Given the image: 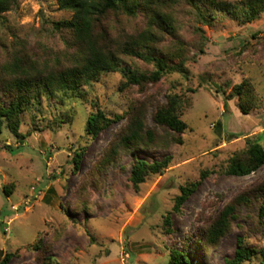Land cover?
Wrapping results in <instances>:
<instances>
[{
  "label": "rangeland",
  "instance_id": "obj_1",
  "mask_svg": "<svg viewBox=\"0 0 264 264\" xmlns=\"http://www.w3.org/2000/svg\"><path fill=\"white\" fill-rule=\"evenodd\" d=\"M183 11L175 16L187 47L184 74L124 88L119 71L103 73L76 91L35 101L21 116V139L2 125L0 254L15 253L9 264H42L48 256L58 264H168L171 248L185 251L192 264H227L239 236L264 248V227L254 223L253 230L244 219V228L235 224L213 251L194 241L235 194L264 181V165L244 176L226 172L229 159L247 143L257 141L264 147V12L251 23L219 13L204 28L209 39L200 53L192 18ZM70 16L58 9L56 0H18L0 15V78L11 77L4 66L16 59L22 66L32 61L52 69L63 66L57 60L66 62L67 55H76L70 32L54 25ZM146 24L143 13L132 17L111 12L96 33L107 32L106 41L122 40ZM171 43L172 38L165 37L161 46ZM132 62L152 70L140 60ZM243 80L253 88L247 114L232 91ZM169 94L179 97L180 118L187 124L182 143L169 141L171 133L155 127L159 139L168 140L167 147L134 151L148 162L170 155L168 167L147 176L136 189L129 180L132 153L121 152L117 161L98 171L99 160L127 124L130 108H143L152 127L153 109ZM98 109L109 118L122 117L93 137L86 131L87 118ZM81 149L75 171L74 154ZM194 182V191L180 211H174L180 187ZM242 264L264 262L257 255Z\"/></svg>",
  "mask_w": 264,
  "mask_h": 264
},
{
  "label": "trees",
  "instance_id": "obj_2",
  "mask_svg": "<svg viewBox=\"0 0 264 264\" xmlns=\"http://www.w3.org/2000/svg\"><path fill=\"white\" fill-rule=\"evenodd\" d=\"M17 1L0 0V15L13 9ZM56 4L58 9L71 12L69 19L54 22V25L57 29H67L70 32L77 48L76 55H67L64 58L66 62L57 60L63 66L58 64L52 69L39 68L32 61L27 67L22 66L21 59H16L4 66L5 70L11 72V77L0 78V131L5 123L18 139L24 137L19 131L23 112L42 96L76 91L108 72L119 71L123 77L124 88L132 85L143 87L170 73L184 74L187 47L180 38L175 16L181 8L192 18L199 36L200 53H203V44L209 39L204 28H209L219 13L232 16L240 23H251L264 12V0H239L236 3L221 0H56ZM111 12H121L132 17L143 13L146 16V28L137 34L125 36L122 40L106 41L107 32L96 33V28ZM165 37L172 38L171 47L161 46ZM136 60L152 65V70L139 68L132 62ZM232 91L238 97L239 109L247 114L253 100L251 84L248 80H243ZM121 117L117 115L114 119L109 118L98 109L88 116L86 131L95 137L102 128ZM151 119L152 127L147 125L143 108L131 107L127 124L117 133L107 152L99 160L97 170L100 171L106 165L117 161L121 152H129L132 153L129 180L135 189L147 176L163 172L172 159L170 155L148 162L138 157L134 151H145L156 146L167 147L168 140H160L155 127L170 132L167 137L169 141L182 143L180 135L186 130L187 124L180 118L179 97L174 94L167 95L164 103L155 106ZM83 151L81 149L74 154L75 171H79ZM263 165L264 147L257 141L249 142L244 150L229 159L226 172L233 176H244L257 171ZM196 185L197 182H194L180 187V194L175 197L174 211H180L183 202ZM4 191L9 193L8 190ZM241 211H245V214L241 215ZM243 219L251 223L253 230L255 224L257 227H264V181L251 190H242L235 194L215 218L198 231L194 241L201 244L205 251H213L235 224L244 228L240 223ZM164 223L169 226L168 216H165ZM39 245L40 242L35 247L38 248ZM14 255L13 252L0 254V264H9ZM257 255L264 262V248L258 249L250 245L244 236H239L234 256L227 260V264H242ZM41 261L42 264H58L49 256ZM168 264H192L191 257L185 251L171 248Z\"/></svg>",
  "mask_w": 264,
  "mask_h": 264
}]
</instances>
